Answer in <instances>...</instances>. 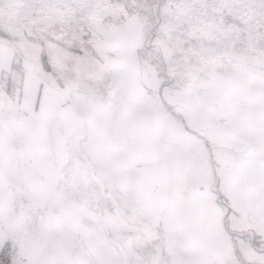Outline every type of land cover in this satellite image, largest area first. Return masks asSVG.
Segmentation results:
<instances>
[{"label":"snow or ice","instance_id":"snow-or-ice-1","mask_svg":"<svg viewBox=\"0 0 264 264\" xmlns=\"http://www.w3.org/2000/svg\"><path fill=\"white\" fill-rule=\"evenodd\" d=\"M0 264H264V0H0Z\"/></svg>","mask_w":264,"mask_h":264}]
</instances>
